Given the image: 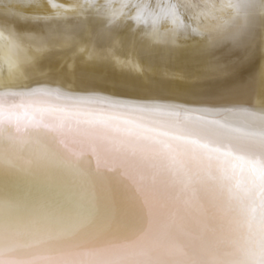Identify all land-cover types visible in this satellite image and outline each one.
<instances>
[{
    "label": "bare ground",
    "instance_id": "bare-ground-1",
    "mask_svg": "<svg viewBox=\"0 0 264 264\" xmlns=\"http://www.w3.org/2000/svg\"><path fill=\"white\" fill-rule=\"evenodd\" d=\"M0 264H264V0H0Z\"/></svg>",
    "mask_w": 264,
    "mask_h": 264
}]
</instances>
